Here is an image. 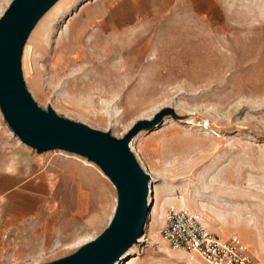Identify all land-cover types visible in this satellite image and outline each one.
Instances as JSON below:
<instances>
[{
	"label": "rangeland",
	"instance_id": "obj_1",
	"mask_svg": "<svg viewBox=\"0 0 264 264\" xmlns=\"http://www.w3.org/2000/svg\"><path fill=\"white\" fill-rule=\"evenodd\" d=\"M11 1L0 0V16ZM21 70L40 109L116 139L162 108L179 117L128 143L156 192L142 235L114 264H205L160 238L169 206L198 213L220 240L236 236L264 264V0H58ZM114 205L97 167L37 154L0 113V264L69 256Z\"/></svg>",
	"mask_w": 264,
	"mask_h": 264
},
{
	"label": "water",
	"instance_id": "obj_2",
	"mask_svg": "<svg viewBox=\"0 0 264 264\" xmlns=\"http://www.w3.org/2000/svg\"><path fill=\"white\" fill-rule=\"evenodd\" d=\"M58 0H12L0 16V113L18 140L37 154L61 151L93 164L115 191V205L106 227L74 253L47 264H114L142 235L150 212L151 177L138 165L128 143L163 118L178 120L162 108L139 120L119 139L84 124L40 109L26 88L21 59L42 16Z\"/></svg>",
	"mask_w": 264,
	"mask_h": 264
},
{
	"label": "built area",
	"instance_id": "obj_3",
	"mask_svg": "<svg viewBox=\"0 0 264 264\" xmlns=\"http://www.w3.org/2000/svg\"><path fill=\"white\" fill-rule=\"evenodd\" d=\"M159 236L171 250L193 253L205 264H256L236 236L220 240L198 213L183 207L166 208Z\"/></svg>",
	"mask_w": 264,
	"mask_h": 264
},
{
	"label": "bare ground",
	"instance_id": "obj_4",
	"mask_svg": "<svg viewBox=\"0 0 264 264\" xmlns=\"http://www.w3.org/2000/svg\"><path fill=\"white\" fill-rule=\"evenodd\" d=\"M26 52H27V49H26ZM129 148L131 149V146L129 145ZM148 173V175L151 177V180L153 181V180H155V179H153V174L151 173V172H147ZM155 178V177H154ZM149 190H150V205H152V200H153V198H152V194H154L155 192H156V190L154 189V186H152L151 184H150V186H149ZM169 200H171L170 199V197H168V198H165V200H164V202H166V201H169ZM151 208V207H150ZM149 215H150V212H149ZM151 220V219H150Z\"/></svg>",
	"mask_w": 264,
	"mask_h": 264
}]
</instances>
